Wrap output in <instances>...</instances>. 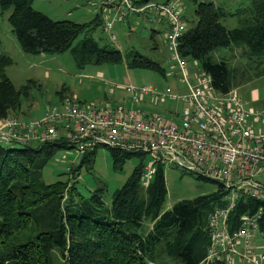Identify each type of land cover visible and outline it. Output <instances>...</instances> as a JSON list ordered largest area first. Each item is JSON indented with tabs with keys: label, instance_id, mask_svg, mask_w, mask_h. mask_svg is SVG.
Instances as JSON below:
<instances>
[{
	"label": "trees",
	"instance_id": "obj_1",
	"mask_svg": "<svg viewBox=\"0 0 264 264\" xmlns=\"http://www.w3.org/2000/svg\"><path fill=\"white\" fill-rule=\"evenodd\" d=\"M31 4L32 0H0V11L11 8L8 21L21 49L28 53L68 50L83 26L52 20ZM227 14L237 17V26L222 25L219 19ZM193 17V26L179 37L178 52L197 62L217 92L231 90L232 83L227 62L210 55L217 48L241 47L247 62L264 71V0H249L247 8L234 13L212 0H201ZM95 23L92 20L88 28ZM70 51L80 63L91 54L96 62L121 58L117 50L100 47L91 39H80ZM8 63L9 58L0 54V119L16 116L19 110L20 92L4 73ZM129 65L160 71L156 61L138 53H133ZM256 103L264 106L259 98ZM61 147L72 146L62 137L33 145L0 143V264H155L160 262L159 255L181 264L201 262L209 243L208 214L227 193L220 183L211 194L162 210L163 169L157 168L150 183L142 187L141 163L106 204L100 190L82 198L65 183L43 182V167ZM108 150L115 168L133 154L142 157L135 151ZM94 151L83 154L70 171L82 163L89 165ZM260 204L241 197L230 212V222L235 224L238 215L251 214ZM262 205L258 232L264 233Z\"/></svg>",
	"mask_w": 264,
	"mask_h": 264
},
{
	"label": "built area",
	"instance_id": "obj_2",
	"mask_svg": "<svg viewBox=\"0 0 264 264\" xmlns=\"http://www.w3.org/2000/svg\"><path fill=\"white\" fill-rule=\"evenodd\" d=\"M101 8L102 29L112 41L113 27L129 19L165 22V46L172 62L168 75L177 69L185 93L168 86L126 85V104L63 103L60 112L52 107L36 122L8 115L0 119V143L23 145L62 137L75 147V161L101 145L142 153L149 157L139 176L142 187L157 168L169 167L220 183L226 202L208 214L209 243L199 264H264V252L256 253L253 247L264 204V106L257 105L253 94L243 100L235 89L217 92L195 60L180 56L178 41L187 28L180 0H101ZM128 28L133 31V26ZM172 100L181 101L180 110L175 105L162 114L159 106L176 102ZM241 197L261 204L232 224L230 212Z\"/></svg>",
	"mask_w": 264,
	"mask_h": 264
},
{
	"label": "rangeland",
	"instance_id": "obj_3",
	"mask_svg": "<svg viewBox=\"0 0 264 264\" xmlns=\"http://www.w3.org/2000/svg\"><path fill=\"white\" fill-rule=\"evenodd\" d=\"M201 0H180L182 18L186 27L194 24L193 10ZM224 11L234 13L247 8L249 0H212ZM32 8L52 20H69L82 25L83 28L70 48L80 39H91L100 47L115 49L120 53L118 62H96L93 54L78 62L68 50L59 53H28L21 49L8 21L11 8L0 11V54L9 58L4 73L15 90L20 92L18 120L28 122L40 121L46 111L55 107L59 112L63 103L77 101L80 104L102 106L105 102L115 105L128 98L126 85L147 86L164 89L167 86L176 93H185L184 84L179 80L177 69L172 70L169 52L165 46V22H147L143 18L129 19L133 31L129 32L128 24H116L112 41L106 30L102 29L105 12L101 0H32ZM95 20V24L89 23ZM136 21L138 23H136ZM219 21L225 28L238 25L235 15H225ZM128 35L130 37L128 38ZM241 47L217 48L210 55L215 60H225L230 68L231 88L237 90L243 100H248L252 92L256 93L259 102L264 103V71L255 64L247 62L241 54ZM133 53H138L148 60L156 61L160 71L150 68L129 65ZM165 75H162L161 73ZM256 91V92H255ZM160 105L158 110L163 114L165 108L180 110V100H172ZM31 145L35 142H30ZM83 156V155H82ZM76 157L75 147H61L55 150L41 171L45 183L60 181L82 198H88L92 191L100 190L102 200L108 204L111 195L127 180L135 166L149 164V157L133 154L113 167L112 157L107 146L96 147L89 165L82 163L72 172L73 166L81 160ZM166 194L162 210L170 208L181 200H191L201 195L213 193L217 182L197 177L196 175L175 167L163 169ZM262 180V177H259ZM220 204L226 202L222 197ZM215 208V207H214ZM230 224V222H229ZM255 252H264V233L257 232L253 238ZM160 262L155 264H181L178 260L159 255Z\"/></svg>",
	"mask_w": 264,
	"mask_h": 264
},
{
	"label": "crops",
	"instance_id": "obj_4",
	"mask_svg": "<svg viewBox=\"0 0 264 264\" xmlns=\"http://www.w3.org/2000/svg\"><path fill=\"white\" fill-rule=\"evenodd\" d=\"M129 37H130V35H129ZM255 92H256V91H255ZM252 94H253V95H257V94H256V93H254V92H252ZM252 94H251V95H252ZM23 121H28V120H23Z\"/></svg>",
	"mask_w": 264,
	"mask_h": 264
},
{
	"label": "water",
	"instance_id": "obj_5",
	"mask_svg": "<svg viewBox=\"0 0 264 264\" xmlns=\"http://www.w3.org/2000/svg\"><path fill=\"white\" fill-rule=\"evenodd\" d=\"M128 38H129V35H128Z\"/></svg>",
	"mask_w": 264,
	"mask_h": 264
}]
</instances>
